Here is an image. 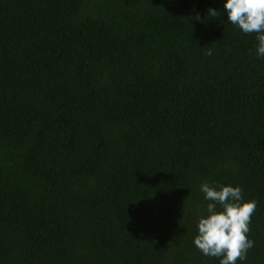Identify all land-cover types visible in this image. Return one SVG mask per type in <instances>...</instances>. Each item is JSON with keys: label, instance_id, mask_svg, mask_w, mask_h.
<instances>
[{"label": "trees", "instance_id": "16d2710c", "mask_svg": "<svg viewBox=\"0 0 264 264\" xmlns=\"http://www.w3.org/2000/svg\"><path fill=\"white\" fill-rule=\"evenodd\" d=\"M254 43L222 0H0V264H218L202 181L256 201L264 264Z\"/></svg>", "mask_w": 264, "mask_h": 264}, {"label": "clouds", "instance_id": "9594fccd", "mask_svg": "<svg viewBox=\"0 0 264 264\" xmlns=\"http://www.w3.org/2000/svg\"><path fill=\"white\" fill-rule=\"evenodd\" d=\"M216 15V9H210ZM226 20L241 32L255 34L254 51L264 58V0H222ZM199 191L206 202L196 220L194 246L204 256L217 257L218 264H238L253 247L249 222L256 209L254 199H245L240 185L202 181Z\"/></svg>", "mask_w": 264, "mask_h": 264}]
</instances>
